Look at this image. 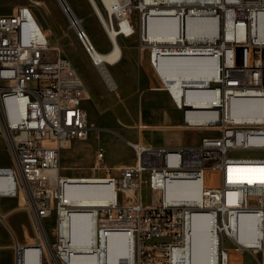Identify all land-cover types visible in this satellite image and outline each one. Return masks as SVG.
I'll return each instance as SVG.
<instances>
[{
    "label": "built area",
    "instance_id": "2783aa9c",
    "mask_svg": "<svg viewBox=\"0 0 264 264\" xmlns=\"http://www.w3.org/2000/svg\"><path fill=\"white\" fill-rule=\"evenodd\" d=\"M91 2L107 35L109 29L119 40L139 35L161 81L162 66L176 61L194 62L209 74L204 87L189 89V98L187 89L179 96L168 91L185 128L211 133L177 146L126 138L132 162L110 166L99 146L93 168L104 175L64 174L63 150L93 130L83 105L85 82L38 27L30 6L0 14V136L11 158L0 164V199H25L22 210L39 230L29 243L9 226L14 264H192L196 221L208 223L214 264H232L235 253H264V218H258L264 214V156L236 154L264 151V116L234 109L250 102L264 111V0ZM65 11L84 47V23L70 7ZM154 18L165 19L156 39L149 25ZM189 18L195 19L190 28ZM91 61L100 73L116 64L99 51ZM81 184L95 185L101 200L76 202L69 190Z\"/></svg>",
    "mask_w": 264,
    "mask_h": 264
},
{
    "label": "rangeland",
    "instance_id": "374dc122",
    "mask_svg": "<svg viewBox=\"0 0 264 264\" xmlns=\"http://www.w3.org/2000/svg\"><path fill=\"white\" fill-rule=\"evenodd\" d=\"M65 1L84 23L96 48L102 51L109 50L111 40L98 20L92 3L89 0ZM16 5L30 6L38 27L48 31L51 44L59 48L61 53L72 61L87 88V98L83 105L93 124V130L88 139L78 140L72 147L63 150L61 165L64 174L71 176L104 175V170L93 168L99 146L105 148L106 161L110 166L132 162L135 154L126 144V138L153 143L190 144L200 141L202 136L211 133L208 129H191L179 125L180 110L176 108L169 91L152 89L153 86H165L166 83H162L150 66L148 51H142L140 48L139 35L118 39L123 53L120 62L109 67L111 76L117 82V86L111 89L105 81L106 78L104 79V75L97 68L98 66L93 65L91 54L85 46L83 47L82 40L70 27L68 15L60 0H0V14L11 13ZM161 19H151L150 35L152 37L159 36L160 30L158 29L165 24ZM193 64L195 66L194 62L187 65L190 69H183V83L188 84V87H203L204 83L196 82L195 79L198 77L192 75L194 74V70H191ZM161 92L168 94L174 108ZM144 98L154 102L162 116L163 124L172 125L178 121L179 126H165L157 129L141 128V124L161 126L160 120L147 119L142 108ZM235 112L253 116L258 113V110L256 105L248 102L242 105L235 104ZM236 154L264 156V151H240ZM10 162L11 158L4 138L0 136V164ZM111 172L118 174L119 171L113 168ZM143 197L145 202L150 201L151 191L146 184L143 186ZM20 201L24 202L23 198L4 197L0 199V212H9L5 217L6 222L0 218V264H14L10 227L23 242H33L37 234L32 216L26 210L18 209ZM47 226L49 236L53 239L55 236L54 221L49 220ZM74 228L79 229L78 223H75ZM227 244H229L228 241ZM257 255L253 257L250 253L244 255L235 253L232 264H257L259 258H264V253L258 251ZM242 259L245 260L244 263Z\"/></svg>",
    "mask_w": 264,
    "mask_h": 264
},
{
    "label": "bare ground",
    "instance_id": "6f19581e",
    "mask_svg": "<svg viewBox=\"0 0 264 264\" xmlns=\"http://www.w3.org/2000/svg\"><path fill=\"white\" fill-rule=\"evenodd\" d=\"M89 1L91 2V0H89ZM62 5H63V2H62ZM92 6H93V3H92ZM98 11L100 13V16L103 19L102 9L98 8ZM74 18H79V17L74 13ZM154 19H157V18H154ZM194 20H195L194 18H189L188 19L189 28L192 27V25L194 24ZM149 25H150V23H149ZM77 35L83 42V35H81V34H77ZM87 35H88V32H87ZM108 35H109V38L111 40L110 42L114 43V46L111 47L109 50L102 51V50L96 48L95 44L93 43V41H92V39L90 38L89 35H88L89 37H85V47L89 51V53L91 54L92 59H96V53H97V51H99V54H100V56L103 59H107V60H109L111 62L118 63V62H120V60L122 58V53H123L122 52V48L120 46L118 38L116 37V32H114L112 29H109ZM261 36L264 37V31L261 32ZM152 38L156 39L158 37H152ZM97 66L96 67L100 69V65H97ZM184 68H189L190 69L189 66H184ZM191 70H194L193 71L194 74H192V75L198 77V78L195 79L196 82H200L201 81V82L204 83V86H205L207 84L208 79H209V74L207 75V74H204L201 70H197L196 65L194 66V64H193V67L191 68ZM102 71L103 72L101 74L104 75L103 76L104 79L106 78L105 79L106 83L108 84V86L111 89H114L117 86L116 80L114 79L113 76H111L110 71L108 73V70L104 66H103V70ZM162 81H163V84L166 83V78H165L164 75H163ZM165 88L168 90L170 87H168L165 84ZM190 88L191 87H186V86L182 87L181 92H180L179 95L183 94L186 89L188 90ZM187 94H188V98H189V96L191 97V95H192L190 91H188ZM176 95L179 96L178 94H176ZM258 113L261 114L262 116H264V111L260 112V110H258ZM239 114H241V113H239ZM92 181H97V180H92ZM169 195L173 197V196H178L179 194H177L173 190H169ZM23 200H24V202L20 201L21 203L19 204L18 209L28 208L27 201L25 199H23ZM7 214H9V212L6 213V214H3L2 212H0V218L2 220H4L5 222H6L5 217H6ZM258 218L263 219L264 218V214H259ZM75 230L78 231V229H76V228H75ZM36 231H37V233L39 232L38 227H36ZM212 241L213 240L209 237V234H208V223H207V221H202V222L196 221L195 222L194 258H193L192 264H214L215 250L213 251V246H211V244H212L211 242ZM29 243H32V242H29ZM74 243H77V236L74 237ZM204 244H206V249H204ZM113 256H115V248L113 246H111L110 247V257H113ZM75 261L77 263H81L82 262V260H80V259L75 260ZM91 264H96V263H91ZM111 264H113V263L111 262Z\"/></svg>",
    "mask_w": 264,
    "mask_h": 264
},
{
    "label": "crops",
    "instance_id": "0c3cea01",
    "mask_svg": "<svg viewBox=\"0 0 264 264\" xmlns=\"http://www.w3.org/2000/svg\"><path fill=\"white\" fill-rule=\"evenodd\" d=\"M161 20L164 21L165 19L164 20L161 19ZM190 63H192V62L186 63L184 61H176V62L171 63V65H163L161 68V73L166 78V85L168 87H170L178 95L180 94L182 87H184V86L188 87V84L183 83L184 80H183V70L182 69H184V66H187ZM152 89L159 90V91L160 90H167L165 88V86H153ZM188 91H189V89H188ZM161 93H163V96L168 100L171 107H173L172 104L170 103V97L168 96V94H166L164 92H161ZM142 108H143V111H144L147 119L152 120V121H155V120L159 121L160 120L159 124H161V126H150L148 124H141L140 125L141 128H155V129H157V128H161V127H165V126L178 127L179 125L184 127L182 124L181 111H180V119H179L180 124L178 125L177 124L178 121H177L176 123H174L172 125H167V124H163L162 116L160 115V113L156 109L154 102H150L148 99L144 98L142 100ZM146 142H150V141H146ZM198 142H196V143H198ZM150 143H153V142H150ZM196 143H190V144H196ZM153 144H161V145H168V146L184 145L183 143H172V142L153 143ZM69 191H70L71 195L73 196L74 200L78 203L96 204L99 200H101V197L99 196L98 192L96 191L95 185L81 184V185L71 187ZM6 213H8V212H5L3 214H6ZM244 262H245V260H243V263Z\"/></svg>",
    "mask_w": 264,
    "mask_h": 264
},
{
    "label": "water",
    "instance_id": "95a60500",
    "mask_svg": "<svg viewBox=\"0 0 264 264\" xmlns=\"http://www.w3.org/2000/svg\"><path fill=\"white\" fill-rule=\"evenodd\" d=\"M60 1H61V3L63 2L64 9H68L69 8V6H68V4H67V2L65 0H60Z\"/></svg>",
    "mask_w": 264,
    "mask_h": 264
}]
</instances>
